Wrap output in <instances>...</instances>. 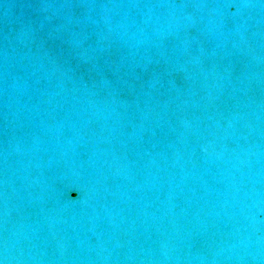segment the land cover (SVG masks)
I'll return each instance as SVG.
<instances>
[{
  "label": "water",
  "instance_id": "obj_1",
  "mask_svg": "<svg viewBox=\"0 0 264 264\" xmlns=\"http://www.w3.org/2000/svg\"><path fill=\"white\" fill-rule=\"evenodd\" d=\"M0 264H264V0H0Z\"/></svg>",
  "mask_w": 264,
  "mask_h": 264
}]
</instances>
